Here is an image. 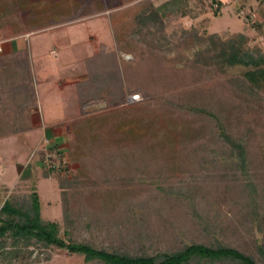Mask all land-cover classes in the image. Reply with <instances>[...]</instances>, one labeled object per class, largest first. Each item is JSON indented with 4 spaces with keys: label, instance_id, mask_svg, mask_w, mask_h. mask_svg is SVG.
Here are the masks:
<instances>
[{
    "label": "rangeland",
    "instance_id": "rangeland-1",
    "mask_svg": "<svg viewBox=\"0 0 264 264\" xmlns=\"http://www.w3.org/2000/svg\"><path fill=\"white\" fill-rule=\"evenodd\" d=\"M165 1L0 0V28L34 31L35 42L70 34L38 76L45 121H63V99L47 93L54 81L84 71L75 88L89 99L61 123L64 174L41 177L42 132L35 154L18 137L0 140V206L27 210L35 190L42 219L73 242L131 256L223 245L264 264V83L223 58L235 47L264 55V0H183L186 15L157 11ZM63 177L77 182L62 192ZM10 242L0 264H87L33 243L11 257Z\"/></svg>",
    "mask_w": 264,
    "mask_h": 264
},
{
    "label": "trees",
    "instance_id": "trees-1",
    "mask_svg": "<svg viewBox=\"0 0 264 264\" xmlns=\"http://www.w3.org/2000/svg\"><path fill=\"white\" fill-rule=\"evenodd\" d=\"M182 1L183 0H167L161 3L156 10L162 13L164 11H169L172 14L183 11L182 15H186L189 10L185 11V6H183ZM217 4H220V1H217ZM263 27L264 25L262 24L255 25L256 31L258 32H260ZM212 37L213 36H211V38ZM224 43L221 44L223 45ZM240 43L242 46L246 47L247 40L242 39ZM220 54H224L223 51H221ZM257 57L258 58H254V56L247 51L240 53L236 47L228 56L223 55V58L230 64H240L248 68L249 66L255 67L257 70H251V68H249L244 74L254 82L261 81L264 83V55L259 54ZM261 65L262 67H260ZM106 81L111 85V80L107 79ZM73 89L71 88L73 92V96L71 97L73 98L72 100L75 101V105L78 108L77 110L81 115L82 108L78 106V104L81 102L83 105L88 99V96L84 94L81 95L83 93L82 88H78V93H75V86ZM67 95L68 93L62 97L65 103L71 102L68 100L69 96ZM115 99L116 100L110 101V103H121L124 101L121 95L117 96ZM73 111L75 110L73 109ZM199 111L204 110L200 109ZM225 139L230 141L227 136H225ZM236 147L237 149H241L239 144H237ZM42 150H45L44 154L41 155L42 157L40 156L42 159V163L40 164L42 167V178H49L53 175L57 177V175L59 176L61 173H66V162L63 156H60L61 152H59L60 150L56 146L50 148L43 146ZM48 153L50 155L51 153H55V162H52L53 165L51 167L47 165L48 160L45 158ZM240 157V159H243L241 151ZM57 159H59L58 165L56 164ZM76 182L77 177L71 179L64 177L62 179L59 178L61 191H65L66 188ZM30 195V204L27 210H22L19 207L13 206L8 200H5L0 206V249L8 243V239H11L10 244L15 248L14 251H10L11 254L14 253L11 257L18 256V247L22 246V244L28 247L33 243L35 245L39 244V246L42 247L66 250L69 254L82 256L83 261L87 264H256L251 256L237 249L223 245L210 247L201 243H192L185 245L175 252H161L151 256H131L108 252L104 249H95L85 243L73 242L70 237L66 236L67 233L61 232L58 221L42 219L38 193L33 190ZM31 254L32 251H28L27 259H29ZM36 259L38 260V258ZM21 261L23 262V259Z\"/></svg>",
    "mask_w": 264,
    "mask_h": 264
},
{
    "label": "crops",
    "instance_id": "crops-1",
    "mask_svg": "<svg viewBox=\"0 0 264 264\" xmlns=\"http://www.w3.org/2000/svg\"><path fill=\"white\" fill-rule=\"evenodd\" d=\"M54 26L56 25L51 24L48 27L52 29ZM8 30L5 27L0 28V140H5L7 143L11 138L18 137L21 142L24 140L23 144L26 143L23 148L30 149L29 152L35 154V131H40L42 132V137L39 139L38 144L39 142L47 141L49 146L46 145V147L56 146L58 148L60 142L63 141L62 133L65 131L61 123L80 113L72 105L71 96H73V92L71 88L79 85L85 79L86 73L84 71L83 73L77 72L63 78L66 82L64 85L56 80L53 83L57 85H51L47 89V93H51L52 97L59 98V101H61L63 95L68 93V100L71 102L61 103L63 121L59 119H52L49 122L45 121L43 118V106L40 104L38 97L37 102H35V91H37L38 85L42 84L41 82L39 83V74L49 67L48 55L56 54L59 52V48L63 46L67 47L70 43V34L47 35L46 39L49 41L47 46L45 44L47 41L40 40L41 42H35V38H33L35 35L34 31V33H27V35L26 33H14ZM39 33H44V31ZM44 80L45 77L42 76L41 81L43 82ZM75 90V93H78L77 89ZM41 109L42 111H40ZM26 167L24 176L28 177L33 169L30 165ZM20 174L22 175L23 171H20ZM5 185L7 187V184Z\"/></svg>",
    "mask_w": 264,
    "mask_h": 264
},
{
    "label": "built area",
    "instance_id": "built-area-1",
    "mask_svg": "<svg viewBox=\"0 0 264 264\" xmlns=\"http://www.w3.org/2000/svg\"><path fill=\"white\" fill-rule=\"evenodd\" d=\"M136 97H137V95H136V96L133 95V96H132V99H134V98H136ZM48 155H49V154H48ZM49 156H50V155H49ZM49 156H48V157H49ZM46 159H47V158H46ZM47 160H48V159H47ZM58 161H59V159H57V163H56L57 165H58ZM49 163H50V161L48 160V164H47V165H48L49 167H51L53 164L50 163V164H51V165H50Z\"/></svg>",
    "mask_w": 264,
    "mask_h": 264
},
{
    "label": "water",
    "instance_id": "water-1",
    "mask_svg": "<svg viewBox=\"0 0 264 264\" xmlns=\"http://www.w3.org/2000/svg\"><path fill=\"white\" fill-rule=\"evenodd\" d=\"M131 99H132V96H131Z\"/></svg>",
    "mask_w": 264,
    "mask_h": 264
}]
</instances>
